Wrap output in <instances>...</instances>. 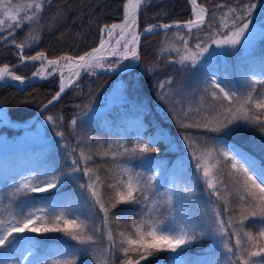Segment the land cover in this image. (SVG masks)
Instances as JSON below:
<instances>
[{
    "label": "trees",
    "instance_id": "1",
    "mask_svg": "<svg viewBox=\"0 0 264 264\" xmlns=\"http://www.w3.org/2000/svg\"><path fill=\"white\" fill-rule=\"evenodd\" d=\"M14 1L16 0H12V2ZM68 1L51 0L46 3L40 14L39 22H32L31 27L30 25H24L25 28L30 27V29H26V32H17L15 36L17 43L23 42L30 31H36L39 34L38 39L26 46L29 50H26L25 55L30 56L39 52L47 54L49 58H59L64 55L76 57L83 55L96 47L102 27L122 21L123 5L127 0ZM198 2L209 8L208 20L211 22L209 27L213 30L218 25V19L213 21L211 13L215 12L219 17L223 11H226V8L218 9L217 4L234 6L237 3L251 2L255 5L252 12L253 21H256V18L264 10V0H198ZM190 18H192V10L189 0H151L141 13L140 32L149 25L186 22ZM62 31H67L70 34V42H66L65 48L58 45V35ZM177 32L179 31H166L146 37L141 46V62L135 71L123 76H102L91 86L73 89L42 117V119H46L47 116H53L56 120V127H48L47 129L48 135L52 136L53 141L45 146H31L29 149H19L10 154L12 158L14 155L26 159L33 158L35 161L38 159L40 163L35 164L36 167L25 171L23 174L16 171L0 175V198H2L0 199V209H2L0 210V216H6L8 211L25 215L30 210L36 211L42 208L49 219L63 212L71 217L79 216L81 219L87 220L90 229L96 224L98 225L99 220L94 221L96 216L91 213L88 206L76 203L81 189L79 187L80 183L70 179V175L73 173L71 160L73 158L79 160L81 149L86 154L91 155L92 159L86 163L81 162L78 166L80 169L92 168L104 182L102 191L105 193L111 191L107 188V185L114 182V173L120 167H128L133 172H144L145 175L149 174L153 169L145 164L148 159L163 163L157 171V180L160 181L164 168H167L170 163L173 164L178 156L175 150L171 148L167 133L177 136L181 129L172 116L166 115L162 107L161 90L158 85L167 80H171L178 85L184 79L191 78L194 75L190 62L186 65L175 63L174 61L179 59L177 53L164 50L173 46L182 47L181 41L176 40L175 33ZM179 33L189 39V47H193L197 42V35L203 39L209 34L207 30H202L198 34L195 31L193 34ZM8 44L15 43H12V39L4 41L0 37V49ZM18 62V53L14 48L9 47L0 51V67L4 65L16 66ZM250 63L252 66L259 65L260 69L251 67ZM263 63L264 51L259 57H251L242 61L241 64L246 70L249 82L257 74L261 75V78L257 76L258 79H264ZM228 69V65L223 66L221 74L216 76L217 82L226 89L235 91L237 95H247L251 88L241 91L240 87L230 80ZM33 71L34 66H29L27 68H17L15 73L23 77H29ZM211 75L210 73L207 78L197 79L198 83L195 87L200 100H203V104L208 106H210L211 98L204 92V89ZM83 82L85 83V81ZM118 85L123 87V100H129V103L124 105L121 110L112 111L109 114L108 121L104 120L103 116L95 117L89 121L83 120L84 113H88L91 108L108 101ZM255 88L256 94L264 91V86L256 85ZM58 91L59 79L57 77L24 90L4 86L0 88V103L8 107L13 121L25 122L47 104ZM78 113H80V117L76 127L73 128L71 121L77 118ZM135 115L137 118H132ZM57 130L64 132L63 138L56 135ZM162 130L166 138L161 137ZM2 133L8 137L17 135V133L6 129ZM2 133L0 132V134ZM198 136L201 139H208L209 144L215 142L218 145H233L250 154L256 160L264 162V131L255 123L240 121L219 133L196 132L190 138L195 139ZM137 142L150 144V146L156 148V151L133 158L118 157L116 160H113L110 156L101 155L110 146L113 151H122L119 148L120 144L132 147ZM72 149H75V151L72 152ZM173 168L174 175L157 192L160 194L166 193L172 190L174 186L187 189L184 203L178 204L175 202L178 215L182 214L186 221L206 225L208 220L205 218L204 209L201 206V187L197 176L192 168L184 163H178ZM44 173H48V175L44 176ZM53 175L60 177V182L56 188L47 191V193L20 195L11 201V208L9 207V198L14 191V186L24 178L36 176L39 180L51 178ZM157 198L163 197L157 196ZM220 207L222 208L223 205L220 204ZM140 211V205L118 204L113 209V216L121 223L119 225L113 223L111 225L113 231L119 232L130 225L132 220L138 219L136 214ZM100 215L102 217V214ZM252 222L248 221L249 224ZM24 237H28L29 244L27 248H24V245L18 242ZM213 244L212 238L205 237L186 246L182 251L178 250V253H155L147 261H142V264H172L171 258L176 255L181 256L186 264H207L210 259L220 261L223 259L222 254L208 256ZM30 248L36 250L38 255L34 261L29 259L26 264H53L55 260L69 258H75L77 264H88L87 254L83 250V246L64 234L27 232L16 234L13 245L0 248V264H21V259L27 256ZM204 256H206L205 259L200 258ZM122 259V255L116 252L111 257V264H121Z\"/></svg>",
    "mask_w": 264,
    "mask_h": 264
},
{
    "label": "snow or ice",
    "instance_id": "2",
    "mask_svg": "<svg viewBox=\"0 0 264 264\" xmlns=\"http://www.w3.org/2000/svg\"><path fill=\"white\" fill-rule=\"evenodd\" d=\"M49 2L50 0H32L26 5H16L12 3V0H0V15H2L0 33H7L2 37L3 40L13 38L12 43L20 49L21 62L26 59L33 62L41 61L42 71L51 68L53 72H56L61 60L67 66L74 63L75 58L47 59L43 52L31 57L24 56L23 50L29 46V40L37 39L31 31L23 42L17 43L15 40V30L21 28L25 22L38 23L44 5ZM145 3L146 0H127V3L123 5L122 23L105 25L99 47L85 56H80L76 68L84 71L92 70V72L97 68H105L103 61L108 55L118 57L115 62L117 66L123 60H139L137 45L141 34L134 30V26L137 24L138 11ZM189 3L192 6L193 18L183 23L153 24L144 29L145 33H151L158 28L186 29L188 34H193L194 30L197 34L202 30L208 31L209 34L203 39L197 35V42L193 47H189V39L185 35L175 33L182 47L173 46L164 49L177 53L179 59L175 60V63L186 65L190 62L194 67L209 52L212 45L217 48L235 49L251 34L252 12L255 8L251 2L237 3L234 6L217 4L218 9L226 8V11H223L219 17L215 12L211 13L213 21L218 19L215 30L209 27L211 23L208 20L209 8L198 3V0H189ZM22 12L23 15H21ZM117 29H119L118 35ZM104 35L107 36L108 48H106ZM102 50L104 54H101ZM45 60L46 64L43 63ZM106 70L114 69L109 64ZM36 75H41V72H37ZM80 75V71L72 72L67 86L75 83L72 76L78 79ZM41 78L44 77L41 75ZM6 79L24 83L21 76L14 74L7 65H4L0 67V81ZM171 84L172 81L167 80L158 85L162 100L167 99L171 89L166 90V85ZM256 85L264 86V79H256L253 76L250 83L251 90L247 95H237L235 91L221 86L215 74H212L204 89L211 98L208 114L201 116L200 107L194 109L189 107L187 110L181 108L179 113L173 108L176 123L183 129L197 128L219 133L239 121H244L255 123L264 131V91L256 94ZM65 88V76L63 72H60L59 91L45 107L58 100ZM175 103L181 102L177 100ZM190 112L197 113V116L190 117ZM79 117L80 113L71 121L73 128L76 127ZM46 119L49 124L56 127L53 116H47ZM56 135L63 138L64 132L57 130ZM160 135L166 138L163 130ZM183 139L195 162L196 170L200 173V179L210 195L216 197V201L219 202V204L213 203L206 225L186 221L182 214L178 215L175 202H182L187 189L174 186L166 193L157 192L158 169L156 168L145 175L144 172H133L128 167H120L114 173V182L107 185L111 191L105 193L102 191L104 182L101 177L92 168L85 167L83 174L89 178V182L86 185L81 184L80 187L89 193L88 199L92 201L90 208L94 213L102 214V228L94 226L90 229L87 220L79 216L71 217L63 212L49 219L42 208L36 211L30 210L25 215L8 211L6 216H0V248L13 245L16 234L62 233L79 245L85 246L84 251L95 252L93 246L100 242L97 237L103 233L107 244L103 247V255L96 258L97 264H111V257L116 252L123 257L121 264H142V261H147L155 253H178V250L182 251L195 241L210 237L214 241V247L222 250L223 259L220 261L210 259L207 264H264V162L256 160L233 145L224 146L215 142L209 144L206 140L201 141L199 137L192 139L188 135H184ZM119 148L122 151H113L110 146L101 155L110 156L116 160L118 157L133 158L156 151V148L150 144L140 142L132 147L120 144ZM71 151L74 152L75 149ZM91 159L92 156L81 149L79 160L75 158L71 160L72 172H80L79 163H86ZM43 175L47 176L48 173ZM74 178L79 179V177ZM59 182L60 177L54 175L51 178L39 180L36 176L24 178L14 186V191L9 198V207L11 208V201L20 195L47 192L56 188ZM157 196L163 198L158 199ZM118 204L140 205L141 211L136 214L138 219L132 220L131 224L123 230L114 232L111 225L121 223L113 216V209ZM220 204L223 205L222 208ZM248 221L253 222L249 224ZM29 254H31L30 249ZM171 259L172 264H178L176 257ZM53 264H77V261L75 258L59 259L53 261Z\"/></svg>",
    "mask_w": 264,
    "mask_h": 264
},
{
    "label": "rangeland",
    "instance_id": "3",
    "mask_svg": "<svg viewBox=\"0 0 264 264\" xmlns=\"http://www.w3.org/2000/svg\"><path fill=\"white\" fill-rule=\"evenodd\" d=\"M71 1L73 0H69L68 2ZM31 2L32 0H16L12 3L16 5H26L27 3H31ZM21 15H23V12L21 13ZM0 18H2V15H0ZM256 19L257 20L253 21V25L251 26V34L248 36L246 41H242L241 45H238L235 49L228 47L217 48L215 45H212L209 48V52L206 53L205 56L200 59V62L196 66L193 67L191 64L192 71L195 76L192 75L191 78L184 79L178 85L174 84L173 82L171 85H166V90L167 89H171V90L169 91L167 99L161 100V103L167 116H172L176 120V116L174 115L172 109L175 108L176 112L179 113L181 108L183 110H187L189 107L193 109L200 107L201 108L200 115L201 116L207 115L208 114L207 110H210V106L203 104V100H200V96L196 92L195 87L197 86L198 80L209 77L210 73L215 74V76H219V74H221L222 72L224 65H228L229 68L228 76L236 86L240 87L241 91L248 90L250 88L251 82L247 80L246 70L244 67H242L241 63L245 59L261 56L262 52L264 51V10L259 14V16ZM31 23L32 22H25L24 25H30ZM24 25L21 28L15 30V36L18 31H24V29H29V28H25ZM31 32L32 35L38 38V36L36 35L37 34L36 31L35 32L31 31ZM6 35H7L6 32L0 33V37ZM58 38H59L58 45L62 48L66 47L65 46L66 42H70V34L67 31H62V33L58 35ZM9 39H13V38L9 37L7 40L9 41ZM33 41L34 40H29V44ZM249 65L255 69H260L259 65L252 66L251 63ZM262 68L264 69V63ZM249 69L251 70V68ZM51 72H53L52 69L48 70V73ZM92 74L93 72H89L88 74L89 79L92 78ZM257 76L258 78H261V75L257 74L255 76L256 79H258ZM123 97H124L123 87H121V85L116 86L114 89V93L108 99V101L101 103L100 106H95L91 108L89 112L85 115V119L92 120L95 117L103 116L104 120L108 121L109 114L112 111H115L117 109L121 110L124 105L129 103V100L124 101ZM177 100H179L181 103L176 104L175 102ZM189 115L190 117H194L197 116V113L190 112ZM132 118H137V116L135 115ZM185 122H190V121H185ZM137 124L139 123L137 122ZM48 127H53V125L49 124L47 119H42L41 121H38V123L30 130L19 132V134L14 135L13 137H8L7 135L2 133L3 132L2 130H0V132L2 133L0 134V175L6 174L8 172H16V171H18L20 174H23L25 171L36 167L37 165L35 164L40 163L38 159L35 161V159L33 158L26 159L21 156L17 157L16 155H14L12 158L10 154L19 149L22 150L29 149V147L31 146L48 145L50 142L53 141L52 136L48 135V131H47ZM180 129L181 130L177 136H172L167 133L168 141L171 144V148L175 150L178 156L176 158V161L173 162V164L170 163V165L167 168L166 167L164 168L161 175V179L157 183V190L161 189V187L166 183V181L172 175H174L173 167H175V165L178 163H184L185 165L192 168V171L197 176V179L200 183V187H201L200 194L202 201L201 206L204 209L203 213L205 215V218L207 219L212 212L213 203L215 202L218 204V201H216V197L210 195L209 190L206 189L205 184L200 179V173L197 172L195 167V162L191 158V154L187 147V143L183 139L184 135H188L189 137H191L195 135L196 132L200 133V132H204L205 130L197 129V128H187V129L180 128ZM208 133L210 134L211 132ZM205 140L209 142V140L206 138L201 139V141H205ZM14 159H19V160H14ZM145 164L148 165L151 169L154 168L159 169V166L162 165L163 163L158 160L148 159L145 161ZM74 177H79V179H75ZM70 179L72 181L79 182L80 183L79 187L81 184L86 185L89 182V178L84 176L82 168L80 172L71 173ZM43 193H47V192H43ZM88 196L89 193L81 188L79 190V197L76 199V203L87 205L91 213L96 216L94 218V221L96 222L97 220H99V224L98 225L96 224L95 226H100L102 228L103 226H102L101 215L95 214L93 209L90 208L92 201L88 199ZM185 200H186V196L184 195L182 202H177V203L183 204ZM27 238L24 237L18 241L24 245V248H27L29 244ZM97 238L100 242L97 245L93 246L95 252L85 251L87 254L88 264H97L96 258L101 257L103 255V247L105 244H107L106 239H104V241L102 242L104 238L103 233L99 234ZM84 248L85 246H83V249ZM212 249L210 250L211 252L208 254V256L212 257V256H218L219 254L223 255L222 250L215 248L214 244L212 245ZM36 253L37 252L35 250H31V254H29V250H28L27 256H24V258L21 259L20 261L22 262L21 264H26L29 259L34 261L35 257L38 255ZM3 257H5V255H3ZM175 257L177 258L178 264H186L185 260L181 256L176 255ZM200 258L205 259L206 256Z\"/></svg>",
    "mask_w": 264,
    "mask_h": 264
},
{
    "label": "water",
    "instance_id": "4",
    "mask_svg": "<svg viewBox=\"0 0 264 264\" xmlns=\"http://www.w3.org/2000/svg\"><path fill=\"white\" fill-rule=\"evenodd\" d=\"M148 1L149 0H146V3ZM145 4L138 11V20H137V26H138V28H137V31H139V18H140L141 12H142ZM191 8H192V6H191ZM122 21L119 22V23H122ZM119 23H116V24H119ZM168 30L187 31L186 29H175V28H171V29H168ZM161 31H167V30L158 28V29H156L155 31H153L151 33H145L144 31L141 33L140 40H139V44L137 45V51H138L139 57H140V48H141V45H142V42H143L144 38L145 37H148V36H151V35H153L155 33L161 32ZM116 33L118 35L119 29L116 30ZM105 41H106V48H108L109 45L107 43V36H106ZM113 45H114V41H113ZM14 47H16V46H14ZM98 47H99V45L96 48H98ZM93 50H91L90 52H92ZM23 52H24V50H23ZM90 52H88V53H90ZM86 54H84L82 56H85ZM101 54H104L103 53V50H102V53ZM45 57L47 58L46 55H45ZM63 57H73V56H63ZM73 58H75V62L73 64H74V66L76 68V63H79V60H78L79 57H73ZM58 59H60V58H58ZM117 59H118V57H113V56L108 55L104 61L117 60ZM24 62H26V63H39V61L33 62L30 59H26ZM62 62H63V60L60 61V63H62ZM139 62H140V59L137 60V62L135 63L134 66H132L131 68L126 69V70H119L116 67H113L114 70H106L107 69V66H105V68H97L94 77L97 78L100 75L124 74V73H127L129 71H132L134 68H136V66L139 64ZM44 63H47V61L45 60ZM9 69L11 71H13L15 68L9 67ZM76 69H77L76 71H80L81 75H80V77L78 79L76 77H74V76L72 77V79L75 80V83L71 84V86H67L68 85V79H66V82H65L66 83V88H65L64 93L61 94L60 98L58 100H56L53 104L48 105L47 107L43 106L31 119H29L28 121H26L24 123L14 122L12 120V117L10 116L8 107L6 105L0 103V108H2V110H0V116H2V118H1L2 121L0 122V129L1 128H7V129H9L11 131H17V132L31 129L39 121V119L43 115H45V113H47L53 106H55L58 102H60L61 99L71 89L78 87L77 86V83L85 76V74H86L87 71H84L83 69H78V68H76ZM73 71H74V68L73 69H70V70H64V71H60L59 68H58V70L56 72H52L51 75L47 74V72H43L42 73V76L44 78H41V76H38L36 74H33L31 77H28V78L22 77L24 79V83L23 84H21L19 81H12V80L8 79V80H6L4 82H1L0 83V87H3V86H14L16 88H19L18 85H21L22 87L25 88V87L33 86V85H36L38 83L44 82V81H46V80H48V79H50V78H52V77H54L56 75H58L60 77V72H63L64 73L65 78L66 77L69 78V76L71 75V73ZM59 84H60V82H59Z\"/></svg>",
    "mask_w": 264,
    "mask_h": 264
},
{
    "label": "bare ground",
    "instance_id": "5",
    "mask_svg": "<svg viewBox=\"0 0 264 264\" xmlns=\"http://www.w3.org/2000/svg\"><path fill=\"white\" fill-rule=\"evenodd\" d=\"M137 24L134 26V30L136 31V32H138L137 31ZM128 38H130V37H128ZM121 51H122V49H121ZM135 62H136V60H132V59H128V60H123L120 64H119V66L117 67V69H119V70H125V69H127V68H129V67H131V66H133L134 64H135ZM74 68V71H76L77 69L75 68V66H74V64L73 63H71V64H69V65H67V66H65V62L63 61L62 63H60V66H59V70L60 71H64V70H70V69H73ZM42 71V70H41ZM47 71H48V69H47ZM47 71H42V73L43 72H47ZM73 71V72H74ZM42 73H41V75H42ZM41 75H38V76H41ZM66 79H68L67 77L65 78V82H66ZM1 82H4V81H0V83ZM0 110H2V108H0Z\"/></svg>",
    "mask_w": 264,
    "mask_h": 264
}]
</instances>
